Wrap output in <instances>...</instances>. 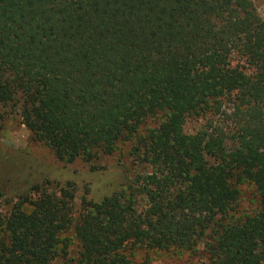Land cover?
Masks as SVG:
<instances>
[{"label":"trees","instance_id":"obj_1","mask_svg":"<svg viewBox=\"0 0 264 264\" xmlns=\"http://www.w3.org/2000/svg\"><path fill=\"white\" fill-rule=\"evenodd\" d=\"M0 109L60 163L95 171L129 142L149 168L77 209L72 184L31 185L0 215V264H133L130 248L198 244L209 264H264V17L253 0H0ZM207 113L224 130L207 120L184 133ZM241 184L254 190L250 213L237 208Z\"/></svg>","mask_w":264,"mask_h":264},{"label":"rangeland","instance_id":"obj_2","mask_svg":"<svg viewBox=\"0 0 264 264\" xmlns=\"http://www.w3.org/2000/svg\"><path fill=\"white\" fill-rule=\"evenodd\" d=\"M259 17H264V0H253ZM221 113H229L230 105L220 100ZM207 120L212 125L224 130L223 115L190 116L185 119L183 131L194 134ZM153 122H146L139 130V135L153 128ZM131 143L118 144L109 156L101 157L91 171L79 160L63 164L54 159L48 149L31 139L28 129L9 111L0 109V215L8 211L18 201V196L27 193L28 187L42 180L49 182V188L70 183L74 189V207L85 196L87 200L99 202L104 197L112 196L124 189L136 173H148L149 168L136 165L130 155ZM238 209L250 213L255 206V194L252 186H238ZM28 210V207H23ZM72 241L71 250L75 252V243L71 234H66ZM194 253L157 252L141 247L125 251L133 264H209L202 244H198ZM73 255V254H72Z\"/></svg>","mask_w":264,"mask_h":264}]
</instances>
